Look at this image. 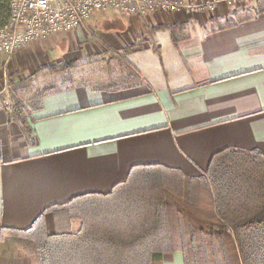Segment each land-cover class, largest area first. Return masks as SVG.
Returning a JSON list of instances; mask_svg holds the SVG:
<instances>
[{
  "label": "crops",
  "instance_id": "1",
  "mask_svg": "<svg viewBox=\"0 0 264 264\" xmlns=\"http://www.w3.org/2000/svg\"><path fill=\"white\" fill-rule=\"evenodd\" d=\"M84 58L122 60L132 72L97 86L49 70ZM5 61L0 56V96L46 73L59 83L34 92L31 131L0 97V229H27L52 206L106 194L134 165L163 164L195 178L220 150L264 154V0L145 18L108 10L16 50L6 75ZM45 222L54 233L52 212ZM16 242L0 241V264H38ZM182 256L152 264H185Z\"/></svg>",
  "mask_w": 264,
  "mask_h": 264
},
{
  "label": "trees",
  "instance_id": "2",
  "mask_svg": "<svg viewBox=\"0 0 264 264\" xmlns=\"http://www.w3.org/2000/svg\"><path fill=\"white\" fill-rule=\"evenodd\" d=\"M73 67L49 70L67 75ZM11 114L31 131L22 101L13 98ZM46 212L54 214L52 234ZM73 221H80L77 230ZM0 231L2 239L31 237L38 264H152L175 252L185 264H264V154L220 150L195 178L163 164L134 165L106 194L78 195L44 210L27 229Z\"/></svg>",
  "mask_w": 264,
  "mask_h": 264
},
{
  "label": "built area",
  "instance_id": "3",
  "mask_svg": "<svg viewBox=\"0 0 264 264\" xmlns=\"http://www.w3.org/2000/svg\"><path fill=\"white\" fill-rule=\"evenodd\" d=\"M250 0H0V56L6 67L16 50L81 28L95 15L112 10L125 17L145 18L153 13L203 14L214 12L220 3L236 6Z\"/></svg>",
  "mask_w": 264,
  "mask_h": 264
},
{
  "label": "rangeland",
  "instance_id": "4",
  "mask_svg": "<svg viewBox=\"0 0 264 264\" xmlns=\"http://www.w3.org/2000/svg\"><path fill=\"white\" fill-rule=\"evenodd\" d=\"M252 1L253 0H250L249 2L238 4L232 7L245 5ZM84 45L85 44L82 43L80 47H78V49H80V51L82 52L86 51ZM131 63L134 65V67L138 72L144 75L145 71H143V69L140 68L138 64L134 63L133 61H131ZM126 65L127 64H125L124 61L122 60L120 61L116 59H111V60L101 59L97 61L94 60L88 61V59L86 60V58H84L83 60L82 59L79 61L77 60L75 67L70 68V72L65 76H66V80H68L69 78H70L69 80L75 79V81H81L85 79L84 80L85 82H89L90 84H98L97 86H99L101 84L110 83L109 80L110 78H112L113 80L115 78H119V79L121 78L120 80H124V77L122 76L125 74L126 75L128 74L127 76L129 77L130 76L129 74L132 71H129L131 69L129 66ZM149 65L150 64H146L143 66L148 67L150 70H152V67ZM56 78L57 77L46 73L43 76L38 77L37 80L33 78L32 80L27 81L23 85L21 84V86L19 88H16V90H14L12 94H11L12 89H10L9 95L4 94L1 95L0 97H3L4 100H7L11 108L13 107V98L22 101V105L25 109L29 108L32 106V104H35L36 101V99L33 98L34 92L37 89H41L43 86H46L47 84L48 85L58 84L59 79ZM71 223L73 230H77L80 226V221H73ZM3 236L4 238L3 239L0 238V241L4 240L5 238H15L18 244L22 246L21 248L23 249V252L25 251L27 254H30L32 258L33 255H35L33 250L34 247L31 242V237H29L28 235H22V234L11 235L10 233H5V234L3 233Z\"/></svg>",
  "mask_w": 264,
  "mask_h": 264
}]
</instances>
